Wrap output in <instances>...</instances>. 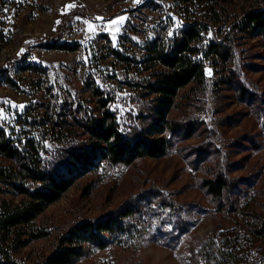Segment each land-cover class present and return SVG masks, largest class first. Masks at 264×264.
Instances as JSON below:
<instances>
[{
	"label": "rangeland",
	"instance_id": "obj_1",
	"mask_svg": "<svg viewBox=\"0 0 264 264\" xmlns=\"http://www.w3.org/2000/svg\"><path fill=\"white\" fill-rule=\"evenodd\" d=\"M261 7L264 0H0V120L18 140L44 143L41 154L48 158L63 147L61 126L51 118L59 121L78 103L94 111L93 86L112 94L108 106L124 128L132 114L155 120V103L138 98L133 86L150 72L143 61L147 45L176 38L194 23L205 36L194 43L199 49L193 55L204 64L205 76L175 98L168 118L180 126L167 130L168 152L131 164L100 160L32 223L41 237L24 236L28 242L14 255L19 261L39 264L73 225L107 216L138 197L143 216L139 223L134 218L138 232L116 237L105 248L87 244L75 264H225L210 253L212 244L251 218L245 210L264 212L263 39L235 27ZM228 31L236 37L234 61L217 64L208 46ZM64 43L70 49L54 47ZM243 84L252 93H243ZM40 118L45 125L34 124ZM145 120L137 119L141 126ZM221 167L240 178L223 206L205 186ZM156 191L174 206L151 199ZM0 198L21 197L6 192Z\"/></svg>",
	"mask_w": 264,
	"mask_h": 264
},
{
	"label": "trees",
	"instance_id": "obj_2",
	"mask_svg": "<svg viewBox=\"0 0 264 264\" xmlns=\"http://www.w3.org/2000/svg\"><path fill=\"white\" fill-rule=\"evenodd\" d=\"M215 1L220 0H212ZM199 25L190 24L176 38H157L147 45L149 54L143 61L150 72L134 81L133 86L138 98L155 103L152 105L155 120H148L145 114H132V121L124 128L118 114L108 106L112 94H105V90L93 86L91 90L97 105L94 111L90 113L84 103H78L75 110L68 109L69 114L59 121L51 118L53 124L61 126L62 136L58 140L63 145L54 158L42 156L45 144L35 138H26L23 142L11 136L0 120V158L7 161L0 162V195L8 192L21 197L18 201L0 198V264H25L14 255L28 242L24 236L41 237L32 223L49 204L59 200L78 177L91 173L100 160L131 164L141 157H161L168 152L172 138L167 130L174 133L180 126L168 118L175 98L180 89L194 81L203 82L205 76L204 64L193 59L199 49L194 43L205 40L204 30ZM235 27L242 35L263 39L264 46V7L248 11ZM235 39L228 31L223 40L209 44L208 55L214 54L217 64L232 63ZM54 47L70 49L65 43L54 44ZM246 87L243 84V93H252V89ZM139 117L146 118L142 126L137 121ZM43 121L44 118H40L34 124L45 125ZM67 132L69 134H65ZM254 136L252 143L257 146L258 135ZM75 138L80 141L74 143ZM239 179L221 167L205 180V186L223 206L226 192H235ZM155 197L160 198L163 206H174L173 199L160 191L154 192L151 199ZM137 198L133 197L107 216L73 225L60 238L59 246L39 264H75L87 252V244L105 248L116 237L136 234L143 217ZM232 207L235 209L236 205ZM245 211L251 218L227 230L220 243H211L210 253L221 263L264 264V212ZM186 226L185 222L180 224L182 229Z\"/></svg>",
	"mask_w": 264,
	"mask_h": 264
},
{
	"label": "snow or ice",
	"instance_id": "obj_3",
	"mask_svg": "<svg viewBox=\"0 0 264 264\" xmlns=\"http://www.w3.org/2000/svg\"><path fill=\"white\" fill-rule=\"evenodd\" d=\"M97 19H103V18H97ZM121 21H123L125 18L124 17H121V18H119ZM112 23H116V21H112ZM93 25H89V30H93ZM21 51H23V50H21ZM15 106V105H14ZM16 107H20V108H22L23 106L22 105H20V106H16Z\"/></svg>",
	"mask_w": 264,
	"mask_h": 264
},
{
	"label": "built area",
	"instance_id": "obj_4",
	"mask_svg": "<svg viewBox=\"0 0 264 264\" xmlns=\"http://www.w3.org/2000/svg\"><path fill=\"white\" fill-rule=\"evenodd\" d=\"M200 57H202V55H199Z\"/></svg>",
	"mask_w": 264,
	"mask_h": 264
}]
</instances>
